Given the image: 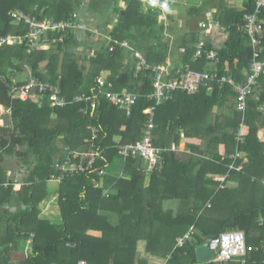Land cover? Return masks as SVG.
<instances>
[{"label":"trees","instance_id":"1","mask_svg":"<svg viewBox=\"0 0 264 264\" xmlns=\"http://www.w3.org/2000/svg\"><path fill=\"white\" fill-rule=\"evenodd\" d=\"M245 4L242 11L226 9L213 19L228 32L220 49L199 41L196 30L171 49L163 40L165 28L155 27V15L143 11L142 0H128L126 8L117 11L110 30L70 28L55 42L50 39L59 35L48 33L31 50L27 41L0 43V105L11 109L12 120L11 126H0V264H11L12 252L31 232L33 254L13 264H78L80 260L86 264H264V142L258 138L264 122L258 109L264 104V89H254L244 113L236 109V93L227 82L221 87L215 81L201 85L192 94L176 91L154 116L153 144L170 149L163 154L162 164L146 173L137 156L118 161L119 146L142 138L152 105L147 99L152 72L137 71L135 53L155 65L177 51L175 70L188 64L242 83L252 61V47L238 26L255 7L254 0ZM77 9V0H0V37L28 32V25L14 21L11 11L65 20ZM259 19L264 48V7ZM123 41L130 46H120ZM201 42L203 49L216 53L217 62L205 56L193 61ZM29 71L59 86L69 103L51 106L48 93L37 89L26 100L12 98L11 85L23 84ZM98 77H103L109 91L138 94L129 115L102 95L95 108L70 102L77 94L97 92ZM242 122L248 132L238 142ZM92 127L98 129L94 147L100 152L92 170L67 174L59 184L60 224L39 219L38 204L51 193L47 183L59 174L55 163L90 144ZM181 132L189 151L174 150ZM236 152L242 156L229 157ZM6 157L20 160L15 172L5 166ZM232 163L242 164V169L230 170ZM121 164L122 176L98 175L99 170ZM224 174L221 187L212 176ZM18 184L20 188L15 189ZM171 199L179 200L178 207L165 209L164 202ZM191 226L195 228L192 241L178 246L176 239ZM234 229L244 232L251 248L241 261H197L195 248L206 236Z\"/></svg>","mask_w":264,"mask_h":264},{"label":"built area","instance_id":"2","mask_svg":"<svg viewBox=\"0 0 264 264\" xmlns=\"http://www.w3.org/2000/svg\"><path fill=\"white\" fill-rule=\"evenodd\" d=\"M254 10L243 15V23L238 26V30L247 35L252 47V61L249 70L245 74L242 83H236L229 76H219L217 71H197L186 64L178 69H174L170 62H162L155 65L150 64L144 56L136 52V68L137 71L143 70L152 72L150 76L152 91L148 93L147 99L152 102L150 107L148 121L145 125V131L142 138L134 143H128L119 146L118 154L124 159L130 155L137 156L141 162L146 161V165L141 167L146 173H151L156 165H161L164 158V153L169 151V148L157 147L152 141V130L154 128L155 111L162 103L173 99L176 91H184L186 93H195L201 85H208L211 82H216L220 87L224 83H230L236 93V109L242 113L247 107V99L252 95L257 86L258 78L264 74V57H262L264 48L262 46L261 32L262 23L259 19V14L264 7V0H254ZM11 18L16 22H24L28 25V32L24 36L8 35L7 37H0V43L7 40H12L15 43L28 42V49L31 50L39 43V38L48 33L58 34V38L53 37L51 42L62 40L63 32L67 29H88L93 30L84 23V19L79 13H72L71 16L65 20L54 19H39L37 16L30 15L21 10L10 12ZM214 25H219L218 21L201 23L203 28H212ZM120 46L129 47L127 41L120 43ZM203 43L197 45V50L193 55V61L205 56L208 60L218 61L216 53L212 50L203 49ZM113 47H110V50ZM98 91L93 94L81 93L75 95L70 102H85L86 105L95 108L99 103V98L102 95L113 106L126 112L129 115L133 106L138 101V94L132 92H112L104 88L105 80L103 77L96 79ZM37 89L38 92H47L49 95V102L51 106H64L69 103L61 94L59 86L50 82L41 81L32 73L28 72V79L23 84L13 83L11 85L12 98H19L26 100L32 96V91ZM259 111L264 112V104L258 107ZM9 115L11 120V109L0 105V126H4V116ZM12 123V120H11ZM11 126V124H10ZM246 125L242 122L236 135V140L240 142L246 131ZM91 137L89 143L92 149L89 153H78L70 151L69 155L62 162H56L55 168L59 171L55 180L62 182L67 174H74L75 172H86L92 170L95 158L99 155L98 149L94 147V141L98 137V129L91 128ZM174 150H182V147H177ZM241 154L236 152L230 155L232 159H236ZM224 157H222L223 159ZM229 169L241 170L242 165L231 164ZM98 175H104V170H99ZM227 174L215 175L212 178L215 181L221 182V187H224L223 182L226 180ZM193 232V227L190 229ZM177 245L182 246L186 241H192L190 233L176 239ZM207 246L212 252L210 262H229L240 260L247 255L250 247L246 244V237L242 230L223 231L219 234L212 235L207 239ZM78 264H86L85 261L80 260ZM161 264H166V261Z\"/></svg>","mask_w":264,"mask_h":264},{"label":"crops","instance_id":"3","mask_svg":"<svg viewBox=\"0 0 264 264\" xmlns=\"http://www.w3.org/2000/svg\"><path fill=\"white\" fill-rule=\"evenodd\" d=\"M246 1L247 0H142V9L146 13H154L157 22V25L155 27L158 28V24L163 25V27L165 28L164 35L166 34V37L163 38V40H168L171 49L175 48L174 46L180 43L183 38L185 39L189 37L191 30H196L198 32L197 34L199 37V41H207L212 45L214 49H220L224 46L225 42L228 39V32L225 30L224 25H214L212 28L207 29L201 27V23L212 22L213 19H216L217 14L223 13V11H225L226 9L242 11L246 8ZM77 3L79 5V9H77V12L84 19L88 27L94 30H110L113 28L117 19V11L119 12L125 9L128 4V0H77ZM82 15L88 17L85 18ZM175 31H177L176 35H174ZM176 38L178 39L175 40ZM174 52L175 55H169L166 60V62H170L172 66L174 64L173 60H175L177 56V51ZM176 60L177 61H175V64H181L178 58ZM210 67H212V65ZM263 89L264 75L257 83L256 87L257 91H262ZM245 127V134H247L248 127ZM181 133V140L184 143H180L178 146L182 147L181 151H189V149L186 147L187 139L185 137V134L183 132ZM258 138L260 139V141L264 142V122H262V125L258 130ZM91 149L92 146L90 144H87L86 146L78 148L75 151L85 154L89 153ZM240 156H242V154ZM120 157L118 161L124 162L125 159L123 157ZM120 162H118V164H120ZM141 164L142 167L145 166L143 163ZM104 172L105 174L110 173L112 175L118 174V176H122L124 175L123 164L119 165L118 168L116 166L109 167V169L107 168V171L105 170ZM59 184L60 182L55 180V177H52L47 183L48 189L51 192L50 195L48 197H45L38 204V209L40 210L38 218L41 220H49L53 224H60L62 221L57 193ZM18 185H15V187ZM165 205H168L169 208L172 207L176 209L179 205V200H167L164 202V206ZM191 228L192 226L185 234L190 233L192 237L193 233L192 230L190 231ZM194 229L195 228H193V231ZM33 235L34 234L32 232L29 233L28 237L21 243L19 249L12 252L10 259L11 264L22 261L33 254ZM139 249L140 252L143 253V243L139 244Z\"/></svg>","mask_w":264,"mask_h":264},{"label":"water","instance_id":"4","mask_svg":"<svg viewBox=\"0 0 264 264\" xmlns=\"http://www.w3.org/2000/svg\"><path fill=\"white\" fill-rule=\"evenodd\" d=\"M3 124L5 126H9L11 124V120L9 115L4 116ZM212 235L206 236V239H209ZM196 259L198 262H209L212 258V252L209 250L207 246V242L198 245L195 248Z\"/></svg>","mask_w":264,"mask_h":264},{"label":"rangeland","instance_id":"5","mask_svg":"<svg viewBox=\"0 0 264 264\" xmlns=\"http://www.w3.org/2000/svg\"><path fill=\"white\" fill-rule=\"evenodd\" d=\"M103 8V7H102ZM99 9V8H98ZM82 16H84L85 18H87L85 15H82ZM88 27V26H87ZM90 29H92V28H90ZM94 30V29H93ZM99 31H102L101 29H98ZM97 36H99L98 34H96V37ZM87 37V36H86ZM88 38V40L89 41H92V39H97V38ZM166 37V34L164 35V38ZM82 48L81 47H79V49L78 50H81ZM92 54H93V52H91V53H88L87 54V57H90V56H92ZM184 133V132H183ZM181 137H182V133H181ZM182 139V138H181ZM180 139V141H179V144L180 143H184L182 140ZM182 141V142H181ZM144 165H146V161H143L142 162ZM5 166H7L9 169H10V171L11 172H15L16 171V169L18 168V166L20 165V160H18L17 158H15V157H12V158H10V157H6V159H5ZM16 188H20L19 187V185L18 186H16L15 187V189ZM164 208L166 209V208H169V206L168 205H165L164 206ZM197 231L195 230V233H196ZM192 233H194V231L192 232ZM205 242H207V239H206V241ZM204 243V242H203ZM202 244V243H201Z\"/></svg>","mask_w":264,"mask_h":264},{"label":"clouds","instance_id":"6","mask_svg":"<svg viewBox=\"0 0 264 264\" xmlns=\"http://www.w3.org/2000/svg\"><path fill=\"white\" fill-rule=\"evenodd\" d=\"M5 126V125H4ZM10 126V125H9Z\"/></svg>","mask_w":264,"mask_h":264}]
</instances>
